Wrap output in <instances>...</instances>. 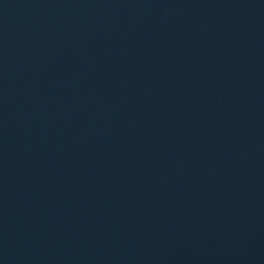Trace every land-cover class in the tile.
Listing matches in <instances>:
<instances>
[{
	"label": "water",
	"instance_id": "obj_1",
	"mask_svg": "<svg viewBox=\"0 0 264 264\" xmlns=\"http://www.w3.org/2000/svg\"><path fill=\"white\" fill-rule=\"evenodd\" d=\"M264 153V0H0V264H130Z\"/></svg>",
	"mask_w": 264,
	"mask_h": 264
}]
</instances>
